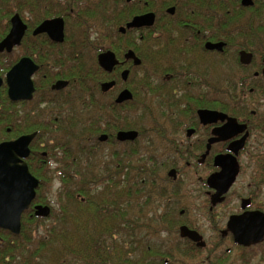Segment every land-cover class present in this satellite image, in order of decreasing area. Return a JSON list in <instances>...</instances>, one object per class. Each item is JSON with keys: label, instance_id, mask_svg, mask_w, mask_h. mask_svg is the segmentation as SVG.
<instances>
[{"label": "flooded vegetation", "instance_id": "1", "mask_svg": "<svg viewBox=\"0 0 264 264\" xmlns=\"http://www.w3.org/2000/svg\"><path fill=\"white\" fill-rule=\"evenodd\" d=\"M146 14L149 24L127 26ZM15 19L20 34L0 49V143L34 134L22 159L28 169H71L84 152L114 170L116 184L130 182L148 201L143 222L151 221V230L130 228L131 264L146 255L148 264H251L264 236L240 243L228 223L264 215V0H0V43ZM54 19L55 34L47 27ZM105 53L115 60L109 70L99 62ZM127 131L137 134L118 137ZM140 151L148 176L122 178L127 154ZM234 171L213 202L226 180L212 176ZM198 198L209 225L191 213ZM42 200L21 215L49 206L35 215L39 238L50 215L64 213ZM66 214L67 234L80 225L86 234L105 230L101 211ZM181 226L200 239L181 236ZM115 231L122 245L121 225ZM10 234L18 235L0 228V264H13ZM144 234L150 244L139 254ZM96 241L101 247L103 237ZM234 251L245 261H225Z\"/></svg>", "mask_w": 264, "mask_h": 264}, {"label": "trees", "instance_id": "2", "mask_svg": "<svg viewBox=\"0 0 264 264\" xmlns=\"http://www.w3.org/2000/svg\"><path fill=\"white\" fill-rule=\"evenodd\" d=\"M141 129H145V127ZM88 156L90 155L81 152L80 155H76V164L73 168L60 167L61 177L59 178L62 186L58 187L56 194L58 207L53 206L52 211L60 209L64 213H57V216L56 214L50 215L49 221L44 224L43 237L39 238L35 231L36 216L30 211L23 214L20 233L18 235L10 234L12 243L9 253L13 264H68L67 262L69 264H85L88 261V264H100L102 258L105 259L106 264H131L130 242L132 243L135 235L130 228L134 226L138 227V230L140 227L151 230V221L143 222L144 217H141L142 210L147 208V198L130 187V182L116 184L115 171L109 170V167L107 169L100 167L99 161L98 163H95L94 160L89 162ZM127 156L128 158L124 161L125 165L122 167V178L136 177L135 180L139 182L141 178L147 177V167L141 166V163L146 161V155L134 152V154L128 153ZM29 170L40 179L33 202H40L43 199L45 204H49L50 198L42 197L47 194L45 189L48 179H44V172H47L48 169ZM117 193L121 194L118 199L116 198ZM71 195L73 197L68 198ZM77 195L82 196V200L78 199ZM67 209L76 212L88 209L103 212L106 214L105 230L86 234L83 226L80 225L73 234L63 232L62 229L67 226ZM116 212L121 217V222L117 225L115 223ZM120 225L122 245H120L117 231H115V228ZM56 226H58L57 231ZM72 235L73 240H70L69 237ZM99 236L103 237L101 247L96 241ZM87 237L91 240H86ZM139 243V248H141L139 254L146 253L147 245L150 244L147 235H139ZM145 259H147V255L138 264H148Z\"/></svg>", "mask_w": 264, "mask_h": 264}, {"label": "water", "instance_id": "3", "mask_svg": "<svg viewBox=\"0 0 264 264\" xmlns=\"http://www.w3.org/2000/svg\"><path fill=\"white\" fill-rule=\"evenodd\" d=\"M243 2L249 4L251 0H243ZM149 15L150 14L134 17L127 26L132 27L135 25L141 26L143 24H149L151 22V19L150 21L148 20ZM55 21L57 20L54 19L47 25L48 31H53L54 33L51 32L53 34H55L56 30H51L50 28L55 26ZM13 23L14 26L11 35L0 43V49L4 44L6 45L8 38L13 39L20 34L17 30V19H15ZM57 28L59 29L58 26ZM122 30L124 29L122 28ZM99 62L109 70L115 60L112 54L105 53L99 55ZM204 113H206V111H204ZM136 134V131H127L119 133L118 137L121 139H133ZM33 135L34 134H28L12 141L0 143V228L8 229L14 234L20 232L21 215L29 208L35 197L36 188L38 186V179L30 173L27 164L22 160L27 157L29 153L28 144ZM235 174L236 171H234L233 174L229 173V175L222 174L219 176H212L213 180L216 177L226 180V184L222 185V183H220L218 185V191L215 196H213V202L222 199L219 196L226 191ZM213 180L210 184H213ZM49 212L50 208L48 205L34 206V214L37 216H47ZM228 226L230 228H233V226L235 227L233 231L238 242L243 244L259 242L264 236V215L259 212L244 214L242 216H232ZM180 235L188 236L192 240L200 239V236L196 232L189 230L186 226L180 227Z\"/></svg>", "mask_w": 264, "mask_h": 264}, {"label": "rangeland", "instance_id": "4", "mask_svg": "<svg viewBox=\"0 0 264 264\" xmlns=\"http://www.w3.org/2000/svg\"><path fill=\"white\" fill-rule=\"evenodd\" d=\"M140 121H144V120H140ZM143 125H146L145 124V121L143 123ZM140 143L142 144V141H140ZM142 152H145V151H140V153ZM56 167V165H55ZM46 170V169H45ZM60 172H61V169H55L53 171L51 170H48L46 172L47 174V178H49L47 180V184H46V189L45 191H47L46 193L48 194L49 198H50V201L51 203L54 205V207H56L57 205V198H56V194H57V190H58V183H59V177L60 176ZM238 191L237 190H234L233 193H237ZM232 201L228 202L226 205H224L221 209L222 210H226V216H227V213L229 212L227 209L229 207L234 206L235 202L237 203L236 199L237 197H234V198H231ZM261 201H262V205L264 207V191H263V195L261 197ZM202 204H203V200L198 198V200H196L194 202V211H192V215H194V217H197L195 218L196 221H203V226L205 225H209V222H208V217H206V214L205 213V210L202 209ZM228 211V212H227ZM204 214V215H203ZM217 224L218 226H222L224 224V222L220 219L217 218ZM204 228V227H203ZM260 251L261 253L259 254H253V255H250L251 256V259L248 260L251 262V264H264V247H261L260 248ZM220 253H223V250L220 252ZM247 257L246 255L242 256V254L238 251H234L232 254L229 255L228 258H226L225 261H245L244 258Z\"/></svg>", "mask_w": 264, "mask_h": 264}]
</instances>
